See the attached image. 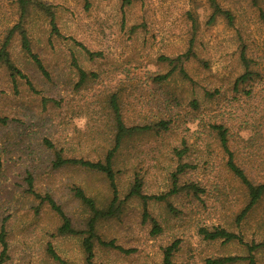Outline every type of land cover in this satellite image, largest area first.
Instances as JSON below:
<instances>
[{
	"label": "rangeland",
	"instance_id": "rangeland-1",
	"mask_svg": "<svg viewBox=\"0 0 264 264\" xmlns=\"http://www.w3.org/2000/svg\"><path fill=\"white\" fill-rule=\"evenodd\" d=\"M38 1L52 6L57 33L40 11L31 12L25 29L48 77L22 51L18 34L8 48L25 77L13 80L0 63V226L4 223L8 242L3 264H86L81 236L58 235L59 217L25 192L24 179L31 172L34 189L49 193L82 229L87 210L72 187H80L102 207L110 198L109 185L101 173L78 166L53 170L52 154L61 150L63 155L100 159L111 147L107 101L114 92L122 96L125 123L162 118L171 125L165 133L133 137L119 150L120 197L135 173L143 179L144 193L167 192L179 163L189 167L178 182H196L203 192L198 198L184 191L171 195L168 201L176 213L163 202H148L146 209L161 228L155 236L143 220L141 202L125 201L119 215L96 226L102 241L123 250L94 241L92 264H162V248L174 240L176 264L247 255L242 244L203 240L197 228L220 225L245 241L262 239L264 197L246 220L234 223L245 192L225 166L212 125H224L238 164L255 181H263L264 0H219L233 14V25L222 17L206 25L207 0H138L124 8L121 0ZM19 11L17 0H0V44L17 23ZM186 12L198 21L194 57L184 63L190 81L174 73L164 83L152 82L150 75L170 68L161 57L187 49L192 29ZM77 67L87 74L84 82L79 83ZM247 69L251 77L236 82ZM193 99L196 108L190 104ZM184 147L178 158L175 150ZM48 245L63 263L50 257ZM253 255L255 264H264V248Z\"/></svg>",
	"mask_w": 264,
	"mask_h": 264
},
{
	"label": "trees",
	"instance_id": "trees-1",
	"mask_svg": "<svg viewBox=\"0 0 264 264\" xmlns=\"http://www.w3.org/2000/svg\"><path fill=\"white\" fill-rule=\"evenodd\" d=\"M135 1L138 0H121V7L124 8L126 6H129ZM254 2H256V0L253 1V3ZM17 4L20 9L18 21L10 29H8L4 40L0 44V63L7 69L9 75L13 80L16 76L25 77L13 63L8 48L14 36L18 34L22 51L32 59V62L37 70L40 71V73L45 77H48V73L46 72L41 60L39 59L37 54L32 51L31 42L25 29V24L27 23L32 11H40L48 17L51 31L56 34L57 29L52 6L46 3H42L38 0H17ZM207 7L209 9V14L205 21L206 25L213 24L219 17L224 18L228 25H233V14L229 9L223 8L219 0H207ZM186 17V20H188L192 29V35L189 38L187 49L185 50V52L178 54L175 57H161V60L167 62L170 65V68L164 74L150 75L149 77L152 82L159 84L164 83L168 81L170 77H173L174 73H177V75L182 79L190 81V77L188 76L184 68V63L191 57H194V53L192 50L194 47V34L197 30L198 21L197 17L192 12H186ZM260 17L264 21V14H260ZM88 54L92 55V53ZM77 70L79 75V83L84 82L87 77L86 72H84L79 67H77ZM251 75L252 71H249L247 69L242 75L237 78L236 82H244L245 80L249 79ZM121 98L122 96L118 92L108 94L107 103L111 117V147L105 150L100 159L89 160L63 155L61 150H55L52 154L51 168L53 170L64 166H78L90 171L101 173L107 180L110 189V198L106 203L103 204L102 207L98 205L94 197L87 196L83 189L77 186L72 187L71 190L73 191L74 197H76L87 210L84 227L82 229H79L73 225L72 220L66 215L61 206L55 202V200L49 193L40 194L34 189V175L31 172L26 171L24 179L26 185L25 192L37 199L40 204L45 202L49 206V208L54 211V213H56L59 217L60 224L58 225L56 230L57 234L61 236H81V244L85 253L84 258L86 264H92L91 261L93 258L94 241H97L100 245H103L105 247H112L115 249L117 248L119 250H123L120 247H116L115 245H113L112 241H102L96 234V226L101 220L119 215L125 201L131 198H136L141 202L143 208V220L147 219L149 221V223L151 224L150 234L152 236H155L161 232V228L158 221L148 213L146 209L148 202H163L165 203L167 210L170 213H176L177 210L168 201V198L171 195L180 193V191H184L187 194L191 193L193 196L198 198V194L203 192V189L199 187L196 182H186L183 184L178 182V175L182 173L186 167H189L188 164L179 163L176 170L171 174V187L167 192L158 195L144 193L143 179L139 173H135L129 181L126 193L123 195V197H120L116 181L119 171L118 169H116L119 150L126 143V141L133 137L147 135L151 132H155V134L165 133L171 127L169 120H165L162 118H160V120L157 122L148 120L145 123L138 124L125 123L122 114ZM190 104L194 108L197 107V102L195 99H193ZM212 128L218 139L219 146L226 156L225 166L227 170L230 172L232 177L239 182L245 192L244 206L236 214L234 220V223L239 224L241 221L248 218L250 212L264 197V180L255 181V179L247 174V170L238 164L234 157V153L228 144L229 134L227 133V129L224 127V125L216 124L212 125ZM45 144L47 147L52 148L49 141L45 140ZM185 151V147L183 149H176L175 154L179 158L185 153ZM197 234L206 241L221 240L224 243L236 242L242 244L246 249L247 255H229L206 258L205 264H233L238 261H246V264H255V256L253 254L256 251L264 248V232L262 233V239L259 242L255 240L245 241L241 234L220 225L212 227L199 226L197 228ZM177 249L178 240H174L170 244L163 247L162 264H176V262L173 261V257ZM47 251L54 261L63 263V260L59 258V256L54 252L50 245H48ZM7 252L8 242L6 237V230L4 223H2L0 226V264H3L8 258Z\"/></svg>",
	"mask_w": 264,
	"mask_h": 264
}]
</instances>
